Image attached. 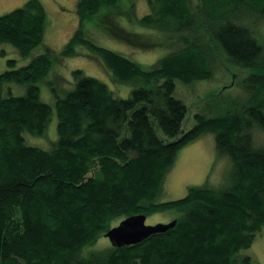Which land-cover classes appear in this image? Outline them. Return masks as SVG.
Returning a JSON list of instances; mask_svg holds the SVG:
<instances>
[{"label":"trees","instance_id":"obj_1","mask_svg":"<svg viewBox=\"0 0 264 264\" xmlns=\"http://www.w3.org/2000/svg\"><path fill=\"white\" fill-rule=\"evenodd\" d=\"M139 2L147 10L135 18ZM74 11L77 25L56 53L44 40L41 0L0 13V46L23 56L45 46L0 72V264H257L241 251L264 229V0H76ZM91 30L162 54L146 68L96 43ZM77 46L131 90L118 95L116 84L73 69L74 86L53 107L55 139L30 144L26 134H44L52 115L39 96L51 55L74 56ZM227 63L247 72L246 102L198 112L182 130L177 82L212 79ZM208 131L232 163V184L158 200L177 151ZM160 211L172 215L159 223L174 224L140 241L116 246L106 235L125 217ZM101 236L110 243L93 249Z\"/></svg>","mask_w":264,"mask_h":264},{"label":"rangeland","instance_id":"obj_2","mask_svg":"<svg viewBox=\"0 0 264 264\" xmlns=\"http://www.w3.org/2000/svg\"><path fill=\"white\" fill-rule=\"evenodd\" d=\"M25 0H0V13H5L24 3ZM76 0H41L50 17V24L46 28L44 40L52 50L58 52L64 42L73 32L77 25V17L74 11ZM147 10L141 2L134 8V16L142 15ZM93 22V20H91ZM132 25L141 27L136 19L130 22ZM89 21L85 23V30H90ZM132 28L130 24H127ZM136 28V27H133ZM93 31V39L96 43L116 52L133 57L146 68L153 66L157 58L162 54L158 47L148 49H136L129 44L110 38L108 34L101 31ZM43 40V41H44ZM44 43L34 47L30 54L23 56L10 44L0 46V72L8 68L7 59L15 60V66L28 62L36 53L44 51ZM84 47L77 46V54L74 56L60 57L56 60L51 55L52 67L45 81L39 82L40 99L52 106V115L48 121L45 132L42 135L28 136L30 144L49 148L51 141L56 137V116L54 104L58 97H62L74 86L75 78L72 70L79 68L83 74L92 75L115 85L116 94L126 96L129 94L132 85L129 83H115L109 81V70H107L95 56L84 54ZM86 50V49H85ZM160 52V53H159ZM236 66V65H234ZM233 64L227 63L226 70H217L212 79H202L193 84H182L177 82L176 89L178 96L186 103L187 111L182 120L181 129L187 130L195 123V114L204 113L207 116H215L224 113L226 110L237 109L236 106L246 102L247 85L244 77L247 72L234 70ZM228 68V69H227ZM232 68V70H230ZM108 72V73H107ZM57 78V79H56ZM182 85H180V84ZM180 85V86H179ZM219 91H221L219 93ZM215 92V93H214ZM158 134L162 135L157 129ZM232 163L227 156L220 154L214 143V135L211 132H204L193 141L184 144L176 154L174 162L166 174L164 190L158 195V200L165 201L183 196L190 186H206L215 189L227 188L232 184ZM171 212V213H169ZM172 211H160L146 216L145 223L154 225L159 222H168ZM105 236H101L93 243V249H102L109 244ZM248 254L257 264H264V229L257 232L252 244L241 251Z\"/></svg>","mask_w":264,"mask_h":264},{"label":"water","instance_id":"obj_3","mask_svg":"<svg viewBox=\"0 0 264 264\" xmlns=\"http://www.w3.org/2000/svg\"><path fill=\"white\" fill-rule=\"evenodd\" d=\"M144 214H135L123 218L118 224L111 227L106 235L112 245L130 244L140 241L152 232L161 231L174 224L175 220L169 223H156L149 225L145 223Z\"/></svg>","mask_w":264,"mask_h":264}]
</instances>
